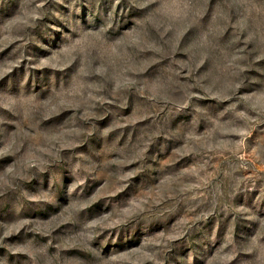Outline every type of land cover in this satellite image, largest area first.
Instances as JSON below:
<instances>
[{"label":"rangeland","instance_id":"374dc122","mask_svg":"<svg viewBox=\"0 0 264 264\" xmlns=\"http://www.w3.org/2000/svg\"><path fill=\"white\" fill-rule=\"evenodd\" d=\"M0 264H264V0H0Z\"/></svg>","mask_w":264,"mask_h":264}]
</instances>
